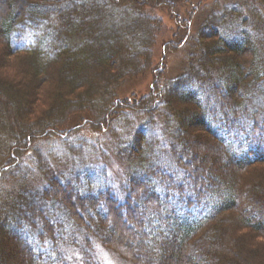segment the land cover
<instances>
[{"label": "trees", "instance_id": "16d2710c", "mask_svg": "<svg viewBox=\"0 0 264 264\" xmlns=\"http://www.w3.org/2000/svg\"><path fill=\"white\" fill-rule=\"evenodd\" d=\"M1 1L0 241L15 254L0 264H264V0L212 8L179 43L181 75L133 101L119 93L152 71L153 11L206 0ZM124 108L120 175L110 160L57 172L37 151L38 176L20 166L40 140L111 132Z\"/></svg>", "mask_w": 264, "mask_h": 264}, {"label": "rangeland", "instance_id": "374dc122", "mask_svg": "<svg viewBox=\"0 0 264 264\" xmlns=\"http://www.w3.org/2000/svg\"><path fill=\"white\" fill-rule=\"evenodd\" d=\"M231 0H206L204 3L199 5V9L195 10L193 5L185 4L183 2L177 3L175 6V10L170 9L168 7H158V9L154 10L153 13L158 16V19L161 21V34L160 37L158 38V43L155 49V55H154V60H153V68L148 75H146L143 78H140L139 80L135 82H130L127 84L124 88L122 89L119 93V95L124 99L127 98L129 101H133L134 98L137 99H142L144 97H147L151 93L152 85L155 83L156 78L158 76V72L164 71L167 81L170 80L169 82L175 81L182 73L183 68L186 65V60L190 54L191 49L190 48H181L179 45L180 42L183 40L187 39L190 41L193 39V36L196 34L197 30L195 27H198V25L206 19H211L210 10L212 8H219L222 9L224 6H226V3H228ZM243 1V0H241ZM2 1L0 0V3ZM236 5V4H235ZM207 11H203V9H206ZM108 12V11H107ZM221 12V11H220ZM152 13V12H151ZM109 14V13H107ZM192 19V20H191ZM190 21V22H189ZM192 21V25H191ZM186 32V34H185ZM179 33H182L181 36H178ZM184 36V37H183ZM189 37V38H188ZM183 39V40H181ZM194 42V41H193ZM168 43L169 45L175 47H178L179 52H175L174 50H164L165 44ZM191 43V42H188ZM187 46V45H186ZM136 48L140 47V43L136 42ZM172 49V48H171ZM260 52V51H258ZM5 64L3 61H0V65ZM164 80V78H163ZM44 81L41 80L38 81L36 84V90L38 92L41 91V88L44 87ZM26 89V86L24 87ZM39 97V96H38ZM35 97V101L33 105H37L40 102V98ZM125 109V108H124ZM126 112V109H125ZM128 114L123 115L124 111L122 112V116L119 118L118 123L113 127V130L111 132H102L101 134L94 135L89 132L88 129H84V133L81 134H86L89 137H94L95 138L91 140H85L82 142V144H79V147L83 149L81 153L78 152H73V154L78 155L79 157H72L70 152L67 151L68 154H70L67 158L62 159L61 156L63 154H67L66 151L63 149V140L65 141L68 146H71V144H74L75 149H78V145L76 146L77 142L76 136H73L71 138H66L61 137L56 138V137H50L45 140H40L38 143H34L32 146V149L28 154L30 156L26 157L25 162L22 161L20 163V166L24 164V166L30 164L34 171H32L30 174L38 176V171H36V164L34 162L36 152L38 154H41L43 156V162L48 161V165L53 168L55 171L59 172H69L71 170V167L74 162L82 161V159H87V162L91 163L94 162L95 164H98L99 166H103V164L108 163L110 160V164L113 165L114 173L115 176L121 174V162L118 161L116 157V150H117V145L122 144L125 139H123L124 135H127L132 131L131 127L127 126V123L130 121H133L135 116L129 115L131 113L126 112ZM135 115V114H134ZM126 123V124H125ZM90 134H87V133ZM96 133V132H94ZM80 136V135H79ZM78 136V137H79ZM96 140V142H95ZM78 141H81L79 139ZM95 142V143H94ZM98 147L100 150H93L94 147ZM38 147V148H37ZM73 151V150H71ZM97 152V153H96ZM35 153V154H34ZM84 153V154H83ZM61 154V155H60ZM52 156L54 158L52 159ZM53 160V165L51 164V161ZM79 159V160H78ZM76 160V161H73ZM97 161L98 163H96ZM72 162V163H71ZM45 164V163H43ZM47 165V164H45ZM48 166V167H49ZM23 168V167H22ZM124 170V169H122ZM23 171V169H21ZM25 173V169L23 171ZM29 173H26L28 175ZM29 174L28 177V182H31L32 185H37L40 183V178L38 177H31ZM91 180V177H90ZM66 182L72 184L76 189V185L74 183V180L72 178H69L67 176ZM23 184V183H22ZM81 186V185H78ZM48 215H51V211L47 212ZM111 231V230H110ZM114 233V232H113ZM138 242L137 239L131 241L135 245V243ZM0 262H8L10 260V256L13 260V251H9V245L5 244V252H4V243L0 241ZM7 251V252H6ZM107 263L113 264V260L111 257L106 256L105 258Z\"/></svg>", "mask_w": 264, "mask_h": 264}, {"label": "bare ground", "instance_id": "6f19581e", "mask_svg": "<svg viewBox=\"0 0 264 264\" xmlns=\"http://www.w3.org/2000/svg\"><path fill=\"white\" fill-rule=\"evenodd\" d=\"M173 10H175V9H173Z\"/></svg>", "mask_w": 264, "mask_h": 264}]
</instances>
